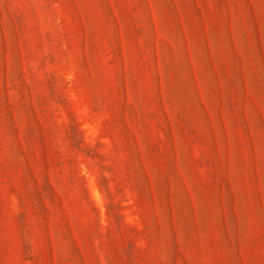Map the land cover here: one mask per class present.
Instances as JSON below:
<instances>
[{"label":"rangeland","instance_id":"rangeland-1","mask_svg":"<svg viewBox=\"0 0 264 264\" xmlns=\"http://www.w3.org/2000/svg\"><path fill=\"white\" fill-rule=\"evenodd\" d=\"M0 264H264V0H0Z\"/></svg>","mask_w":264,"mask_h":264}]
</instances>
